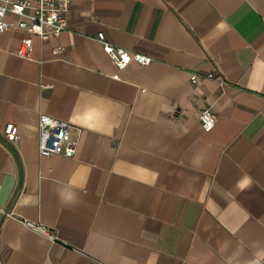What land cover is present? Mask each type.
<instances>
[{"label": "crops", "instance_id": "crops-1", "mask_svg": "<svg viewBox=\"0 0 264 264\" xmlns=\"http://www.w3.org/2000/svg\"><path fill=\"white\" fill-rule=\"evenodd\" d=\"M67 22L30 59L0 32V264H264V0H72ZM99 33L153 61L119 69ZM40 114L80 128L74 157L39 154Z\"/></svg>", "mask_w": 264, "mask_h": 264}, {"label": "built area", "instance_id": "built-area-1", "mask_svg": "<svg viewBox=\"0 0 264 264\" xmlns=\"http://www.w3.org/2000/svg\"><path fill=\"white\" fill-rule=\"evenodd\" d=\"M72 0H0V32L20 31L24 33L21 45L17 50V56L22 59H30L32 37L36 36L41 41L51 37H59L67 30V14ZM103 51L112 59L114 64L123 69L131 62L140 65H149L153 59L141 53H129L111 44L103 33L97 36ZM63 48H54L53 53H62ZM203 76L191 75L193 84H197ZM208 74L204 78H212ZM200 121L204 131L214 128L216 118L210 108H204L200 112ZM5 138L10 142H16L18 135L14 124L9 123L3 130ZM39 154L41 156L62 155L72 158L77 154L80 142L81 130L77 126L58 120L46 114L39 116ZM25 225L34 230L41 231L52 240L54 236L47 228L30 221Z\"/></svg>", "mask_w": 264, "mask_h": 264}]
</instances>
